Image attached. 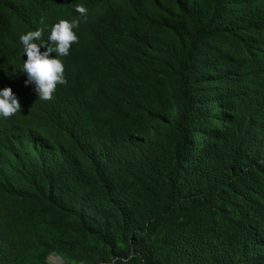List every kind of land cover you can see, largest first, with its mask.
<instances>
[{
    "label": "trees",
    "instance_id": "1",
    "mask_svg": "<svg viewBox=\"0 0 264 264\" xmlns=\"http://www.w3.org/2000/svg\"><path fill=\"white\" fill-rule=\"evenodd\" d=\"M172 1L174 19L141 0H0V89L20 105L0 117L1 206L54 212L101 239L109 210L129 264H264V0ZM124 14L163 41L117 37L105 19ZM60 20L77 21V41L59 57L66 83L44 100L24 84L19 35L39 28L54 45ZM105 54L141 89L99 78L92 56ZM134 117L146 135L126 129ZM157 233L161 257L147 241Z\"/></svg>",
    "mask_w": 264,
    "mask_h": 264
},
{
    "label": "rangeland",
    "instance_id": "2",
    "mask_svg": "<svg viewBox=\"0 0 264 264\" xmlns=\"http://www.w3.org/2000/svg\"><path fill=\"white\" fill-rule=\"evenodd\" d=\"M141 1L151 12L169 19L176 18L177 11L172 0ZM63 15H66V5L52 12L50 18L59 20ZM133 16L124 14L113 21L107 17L104 25L113 23L117 37H124L131 31L144 30L148 34L157 35L159 42L163 41L164 34L161 29L154 28L146 21L137 23ZM143 51L149 53L148 49ZM128 53L129 50L126 48L121 59L128 56ZM92 59H95L94 64L96 61L99 63V68L94 72L102 80L123 81L126 85L141 89L138 85L130 84L125 76L119 78L120 72L115 67L117 60L114 56L93 55ZM158 86L160 87V84H154V92L158 91ZM126 129L138 136L147 133L146 124L138 117L128 118ZM92 182L93 179H90L89 183ZM98 197L99 195L94 193L92 201L100 205ZM1 204L2 201H0V264H114V257L131 254L129 246L118 233L113 214L109 210H104L101 214L104 217L100 215L99 218L100 221L105 218V225L109 226L107 237L101 239L87 231L81 233V228L70 222L74 219L66 217L65 220L57 213H44L42 209L35 207L28 210L23 205H11L7 208ZM162 237V233H157L147 240L154 246V255L156 253L159 257L166 252L162 248ZM131 258H134V254H131Z\"/></svg>",
    "mask_w": 264,
    "mask_h": 264
},
{
    "label": "clouds",
    "instance_id": "3",
    "mask_svg": "<svg viewBox=\"0 0 264 264\" xmlns=\"http://www.w3.org/2000/svg\"><path fill=\"white\" fill-rule=\"evenodd\" d=\"M76 11L84 15L86 9L77 5ZM77 27V21L60 20L51 28L47 37L48 42H55L54 45L48 44L41 40L42 30L27 31L19 35V42L22 45V54L26 57L23 60L22 71L27 74V80L24 81L25 86L28 81L34 82L36 91L41 99H51L56 85L66 83L64 77V64L59 57L68 55L71 44L77 41V36L72 29ZM40 41V43H36ZM41 47H46L44 52H40ZM55 52L54 58L49 57V53ZM20 111V105L17 98L12 93L10 87L0 89V117L7 118ZM131 254L128 256L114 257V264H129Z\"/></svg>",
    "mask_w": 264,
    "mask_h": 264
}]
</instances>
